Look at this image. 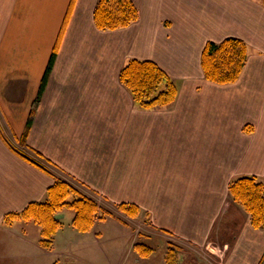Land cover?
<instances>
[{"label":"crops","instance_id":"1","mask_svg":"<svg viewBox=\"0 0 264 264\" xmlns=\"http://www.w3.org/2000/svg\"><path fill=\"white\" fill-rule=\"evenodd\" d=\"M71 1L0 0V264H78L69 237L76 228H59L47 248L38 224L33 233L25 227L33 220L4 222L5 214L45 200L55 180L12 142L24 134L62 29L23 144L27 155L102 207L137 203L149 215V238L164 241V257L176 246L178 264H203L191 260L197 246L217 258L210 264H258L264 232L252 227L243 207L242 214H225L231 180L256 175L264 181L262 0H134L140 18L105 31L94 22L97 0ZM230 36L248 44L246 66L236 83H212L201 67L203 48ZM132 58L154 60L167 71L179 86L172 105L134 104L119 80ZM13 83L21 95L7 97ZM199 100L206 106L194 110ZM115 214L83 233L100 242V224L117 220ZM137 237L135 249L143 240Z\"/></svg>","mask_w":264,"mask_h":264},{"label":"trees","instance_id":"2","mask_svg":"<svg viewBox=\"0 0 264 264\" xmlns=\"http://www.w3.org/2000/svg\"><path fill=\"white\" fill-rule=\"evenodd\" d=\"M97 1L93 13L94 22L100 30L125 28L140 18V11L134 0ZM71 2L72 6L74 0ZM262 5L264 6V0H262ZM63 31L62 29L59 39L52 49L48 67L40 85L41 89L33 103L31 116L27 120L24 134L19 141L22 144L26 142L28 130L33 124L32 116L36 111L35 106L38 105L41 95L48 86L47 83L56 63ZM248 54V44L236 36L226 37L221 42L213 40L206 42L201 54V67H203L205 78L220 85L236 83L246 66ZM119 71L120 82L132 94L134 104L142 109L167 108L178 97L176 82L154 60L132 58ZM13 149L27 161L29 160L32 164L53 175L55 180L47 188L45 200L32 201L19 212L5 214L4 222L6 224H10L19 218H23L25 221L33 220L42 228L41 244L43 247L51 248L56 232L63 227V219H56L55 213L71 211L74 214L71 225L82 232L90 231L97 221L116 216L115 212L100 206L97 201L84 195L81 190L76 189L66 179L56 176L55 173L45 168L41 161L27 155L20 148L15 149L13 147ZM228 192L232 196L233 202L243 207L248 213L252 227L264 232V181L256 175H243L229 182ZM117 208L131 218H136L142 212L137 203L130 201L117 203ZM117 218L119 217L117 216ZM121 221L124 223L123 220ZM135 246L142 256H149L154 249L153 246H149L143 241H139ZM165 259L166 264H178L180 256H178L176 246H170L165 254ZM258 264H264V254Z\"/></svg>","mask_w":264,"mask_h":264},{"label":"rangeland","instance_id":"3","mask_svg":"<svg viewBox=\"0 0 264 264\" xmlns=\"http://www.w3.org/2000/svg\"><path fill=\"white\" fill-rule=\"evenodd\" d=\"M189 32H191V30ZM10 87H12V88L7 91V93H6L7 97H14V96H20L21 95L20 94V88H21L20 86L13 83L7 89H9ZM6 90H4V91H6ZM198 90H200V89H198ZM202 106L205 107L206 104L204 105L203 102H200V100H199L193 105L192 108L194 110L195 109H201ZM191 115L193 118L195 117L194 114H191ZM247 128L249 130L255 129V125L252 124L250 127H247ZM12 143H13V145L16 146V148L18 146L26 154H28V153L30 154L29 148H27L26 145L21 144L19 141H16L15 144H14V142H12ZM34 158L36 160L40 161L39 160L40 158H38V157H34ZM55 171H56V169H55ZM55 175L58 177L62 176L57 171L55 172ZM62 177H64V176H62ZM62 177H60V178H62ZM75 188L78 189L77 187H75ZM117 203H119V202L115 203V208H114V206L112 207L110 204L108 206L106 204V209H108L109 211L111 209L113 211V209H114V212L117 213V216H119V218L121 217L123 219V222L125 223V225H124V223H122L121 218H120L121 220L119 218H117V220L110 219L107 222H102L100 224V227H99L100 230L103 232V237H102L100 242L96 243L95 241L92 240L93 239V237L91 236L92 233H83L80 231H74L73 234L69 233V237L77 243L76 249H77V256H78V258H77L78 264H138L139 262L142 264H163L164 260H165L164 252H163L164 247H165L164 241L158 240V238H149V236H152V235L150 234V232L149 233L147 232V228H146L147 224L145 222L148 223L150 221L149 215H147V211H144L142 209V207L140 206L142 209L141 210L142 212H140V214L136 218H131L128 215L119 211V209L117 208ZM229 203H232V206H231L232 209L230 208L229 212L226 213L225 215H231V214L236 215V214L246 213V211L243 210V208L234 204L232 196L228 198L227 204H229ZM239 208H241V210H243L244 212L241 213ZM66 214H67L66 217L63 219V226H65L64 229L74 228V226L71 225V220H72L74 214L71 211H67ZM33 223H34V221H32L30 223L27 222L25 225V227H27L32 233L34 232V231H32L33 230L32 228L35 227V226H33ZM126 224H128V226ZM36 227H38L41 231L42 228L39 225H36ZM223 228L224 227H222V229ZM133 230H134L133 235H138L136 242H138V240H140V239H143L140 241H143L144 243H146L149 246L150 245L153 246V248L155 249L153 255H151L150 257L139 255V251H137V249H135V247L131 245L133 242V240H132ZM135 230H137V231H135ZM138 231H139V233L137 234ZM34 234H36V233H34ZM38 236H40V238H41L40 233H38ZM231 236H233V235H231ZM195 249L198 250V252L195 251V254L190 255V256H192L191 260L192 259H196V260L200 259V260L204 261V262L201 261V263L210 264L209 260L211 258H213L214 259L213 261L215 263H217V258L209 255L208 251H206V250L203 251L198 246L195 247ZM198 253L202 254L203 256L207 255V257H205L206 259L202 258V255H199ZM193 264H197V262L193 263ZM220 264H222V263H220Z\"/></svg>","mask_w":264,"mask_h":264},{"label":"water","instance_id":"4","mask_svg":"<svg viewBox=\"0 0 264 264\" xmlns=\"http://www.w3.org/2000/svg\"><path fill=\"white\" fill-rule=\"evenodd\" d=\"M55 218L56 219H64L66 217V213H55Z\"/></svg>","mask_w":264,"mask_h":264}]
</instances>
